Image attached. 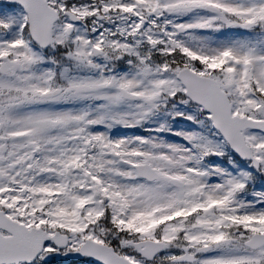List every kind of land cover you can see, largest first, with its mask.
<instances>
[{"label":"snow or ice","instance_id":"1","mask_svg":"<svg viewBox=\"0 0 264 264\" xmlns=\"http://www.w3.org/2000/svg\"><path fill=\"white\" fill-rule=\"evenodd\" d=\"M0 264H264V0H0Z\"/></svg>","mask_w":264,"mask_h":264}]
</instances>
